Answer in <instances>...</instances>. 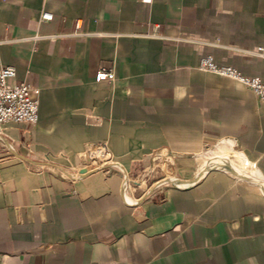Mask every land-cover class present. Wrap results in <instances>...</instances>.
<instances>
[{"label":"crops","instance_id":"crops-1","mask_svg":"<svg viewBox=\"0 0 264 264\" xmlns=\"http://www.w3.org/2000/svg\"><path fill=\"white\" fill-rule=\"evenodd\" d=\"M208 54L264 78V0H0V68L40 89L0 125V264H264V102Z\"/></svg>","mask_w":264,"mask_h":264},{"label":"built area","instance_id":"built-area-1","mask_svg":"<svg viewBox=\"0 0 264 264\" xmlns=\"http://www.w3.org/2000/svg\"><path fill=\"white\" fill-rule=\"evenodd\" d=\"M43 18L51 19L52 14L43 13ZM76 26L81 27L77 20ZM262 49H260L261 51ZM199 67L218 75L237 79L248 87L262 102H264V78L259 75H246L233 65L219 64L213 55H204ZM114 67H100L95 74L96 81L114 80ZM40 89L31 83L16 80V68L5 65L0 68V125L10 121L36 123L39 120ZM86 171L98 168L119 167L114 159L107 141L94 143L87 150ZM82 173V172H80Z\"/></svg>","mask_w":264,"mask_h":264},{"label":"rangeland","instance_id":"rangeland-1","mask_svg":"<svg viewBox=\"0 0 264 264\" xmlns=\"http://www.w3.org/2000/svg\"><path fill=\"white\" fill-rule=\"evenodd\" d=\"M226 156H227V158L224 159V161H226L225 163L230 162L231 164H233V165L236 166L237 168L241 169L242 171H247V168H245V167L243 166V164H241V163L237 160L236 156H234L233 153L226 154ZM218 158H219V157H218ZM216 160H218V159H216ZM219 160H220V159H219Z\"/></svg>","mask_w":264,"mask_h":264}]
</instances>
